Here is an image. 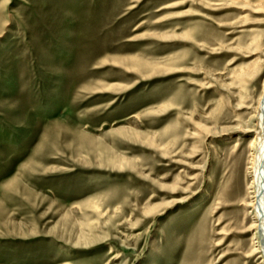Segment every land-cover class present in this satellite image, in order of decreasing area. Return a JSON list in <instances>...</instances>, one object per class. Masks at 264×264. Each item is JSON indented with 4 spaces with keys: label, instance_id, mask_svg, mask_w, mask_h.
<instances>
[{
    "label": "rangeland",
    "instance_id": "374dc122",
    "mask_svg": "<svg viewBox=\"0 0 264 264\" xmlns=\"http://www.w3.org/2000/svg\"><path fill=\"white\" fill-rule=\"evenodd\" d=\"M263 83L264 0H0V264H264Z\"/></svg>",
    "mask_w": 264,
    "mask_h": 264
},
{
    "label": "bare ground",
    "instance_id": "6f19581e",
    "mask_svg": "<svg viewBox=\"0 0 264 264\" xmlns=\"http://www.w3.org/2000/svg\"><path fill=\"white\" fill-rule=\"evenodd\" d=\"M252 119V118H250ZM252 123L249 124V130L255 134L251 139V146L253 149L252 158L250 161L252 181L251 192L253 193L252 201L248 203L253 208L256 217L255 235L259 237V251L264 253V83L262 95L260 96L258 106L254 109ZM262 254V253H261ZM262 257V256H260ZM264 261V254H263Z\"/></svg>",
    "mask_w": 264,
    "mask_h": 264
}]
</instances>
